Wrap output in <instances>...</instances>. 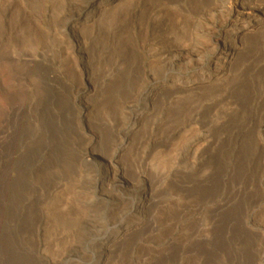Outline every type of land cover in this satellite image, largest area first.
<instances>
[{"label":"rangeland","instance_id":"rangeland-1","mask_svg":"<svg viewBox=\"0 0 264 264\" xmlns=\"http://www.w3.org/2000/svg\"><path fill=\"white\" fill-rule=\"evenodd\" d=\"M86 1L1 38L0 0V264L90 263L129 196L102 264H264V23L232 32L264 0H124L61 35Z\"/></svg>","mask_w":264,"mask_h":264},{"label":"bare ground","instance_id":"bare-ground-1","mask_svg":"<svg viewBox=\"0 0 264 264\" xmlns=\"http://www.w3.org/2000/svg\"><path fill=\"white\" fill-rule=\"evenodd\" d=\"M124 0H87L83 10L81 9V11H79L77 14L74 15V18H71L68 22H66L64 24V26L62 27V30H61V35H63V30H69V32H72L74 33V35H76V39H79L80 38V35L81 33H83V31L89 27L93 28L97 22H98V19L101 17H104L105 19H108L110 16H113L115 14H113L114 10L116 12V10L120 11L121 13V9L123 8V2ZM25 4L26 6L29 7L30 11L33 12L31 10V0H1V38L5 35V25H6V21L8 20V14L10 13V11H12L13 9L15 11H17L19 9V7L21 5ZM21 9V7H20ZM81 12H84L85 13V17L84 19H81L80 16H81ZM113 12V13H112ZM256 12L258 13V15H256L255 17H253V15L251 14H245L243 15L242 17L240 16V14H238V12L235 10L233 13H232V16L233 18H235V23H234V26H233V29H232V32H233V36H236V37H240L242 34L246 35L247 33H253V32H256V30L258 28H256L255 26L260 23L259 25H261L262 23H264V11L261 9V8H258L256 10ZM28 13V12H27ZM111 13L113 15H111ZM119 13V14H120ZM33 14V13H32ZM117 14V13H116ZM123 15V14H122ZM173 15V14H172ZM242 15V14H241ZM38 17V16H37ZM168 17V16H167ZM172 16H170V19H171ZM29 18V17H28ZM113 18V17H112ZM240 18L243 19L244 21V24L242 25H239V20H241ZM161 20V18H159ZM18 21V20H17ZM111 21V19H110ZM114 21V20H113ZM8 22V21H7ZM30 22V21H29ZM37 27H39L40 30L43 31V29L46 30V20L44 19L43 16H40L38 17L37 21ZM110 23V22H109ZM169 23V22H168ZM11 24V23H10ZM21 24V23H20ZM23 24V22H22ZM31 24V23H30ZM29 24V25H30ZM33 25V24H32ZM30 25V26H32ZM25 25H23L24 27ZM36 26V25H35ZM34 26V27H35ZM99 26V24H98ZM32 28V27H30ZM38 29V28H37ZM27 39H28V36H32L33 35L36 37V33H34L33 35L30 34V32L28 31L27 32ZM247 34V35H248ZM48 35V34H47ZM47 35H46V38H47ZM130 35V34H129ZM243 35V36H244ZM246 35V37H247ZM250 35V34H249ZM38 36V35H37ZM34 37V38H35ZM132 37V36H131ZM37 38V37H36ZM230 39V38H229ZM31 40V38H30ZM232 49V48H231ZM223 54H225L223 57L219 58L217 60V62L220 64V65H223V64H226L230 58H232V55H233V49L232 50H228L227 51V44L226 42L223 43ZM222 54V55H223ZM205 78L201 77L200 78H197V79H193L192 80V84H196L198 82H201V81H204ZM27 129H28V126H27ZM31 129V128H30ZM32 130V129H31ZM29 131V130H28ZM35 132V131H34ZM40 133V132H39ZM38 133V134H39ZM41 134V133H40ZM44 134V133H43ZM30 135V134H29ZM48 135V134H47ZM29 138V136H27ZM39 139L41 137L38 136ZM37 137V138H38ZM36 140V139H35ZM32 141V140H30ZM34 141V140H33ZM37 145H38V142L36 141ZM43 145V144H42ZM45 146V145H44ZM49 147V146H48ZM39 149V148H38ZM48 150V149H47ZM35 154V153H34ZM37 156V155H36ZM31 158V157H30ZM40 158V157H39ZM23 159V157L21 158ZM26 159V158H25ZM37 159V158H36ZM43 159H44V156H43ZM42 159V160H43ZM30 160L29 157H27L26 160H20L21 162H23L22 164L25 165V167L27 166H30L29 163H30ZM33 160V159H32ZM41 160V159H40ZM40 160H38V162H40ZM19 161V160H18ZM34 161V160H33ZM32 162V161H31ZM41 164V163H40ZM18 165V164H17ZM19 168V167H18ZM28 170V169H27ZM13 173V172H12ZM21 174V171H18V173H16V177L19 178ZM14 175V174H13ZM18 180V179H17ZM18 183V182H17ZM20 186V185H19ZM30 188V187H29ZM13 189V188H12ZM35 189V188H34ZM15 191V190H14ZM18 191V190H17ZM20 192V191H18ZM28 193V192H27ZM17 194V192H16ZM32 194V193H31ZM19 195V193H18ZM33 195V194H32ZM35 196V195H34ZM20 197V196H19ZM28 197V196H27ZM39 197V196H38ZM17 198V197H16ZM37 198V197H36ZM20 199V198H19ZM18 200V199H17ZM21 200V199H20ZM19 200V201H20ZM133 197H127V201H125V210H124V213L122 214V219L120 217V223H118L112 230L110 231H107L106 232V236H105V239L102 241H96L93 245V248L95 250V254L92 255V259L90 261V263L88 264H102V257L108 253V250L111 246V244L113 243V240L117 235H120L122 232H121V227L125 226L127 223H130L133 219V215H127L128 212L131 210L132 206H133ZM40 200H38L39 202ZM22 202V200H21ZM19 202V204L21 203ZM15 204H16V201H15ZM23 204V203H22ZM24 205V204H23ZM54 208V207H53ZM45 209V208H44ZM47 210V209H45ZM141 211V213L143 212V207L139 208V206L136 208V209H133V214L137 216V214L139 213L138 211ZM45 213H47L46 211H44ZM50 212H52V210L50 209ZM55 212V211H54ZM138 212V213H137ZM56 213V212H55ZM132 214V213H131ZM50 215V213L48 214ZM48 215H45L46 217H48ZM52 215V214H51ZM48 219V218H46ZM38 227V226H37ZM111 240V241H110ZM106 241V243H105ZM110 241V243H109ZM109 244V246H108Z\"/></svg>","mask_w":264,"mask_h":264}]
</instances>
